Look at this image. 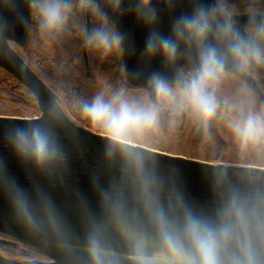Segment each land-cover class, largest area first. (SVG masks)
Instances as JSON below:
<instances>
[{
  "label": "water",
  "instance_id": "obj_1",
  "mask_svg": "<svg viewBox=\"0 0 264 264\" xmlns=\"http://www.w3.org/2000/svg\"><path fill=\"white\" fill-rule=\"evenodd\" d=\"M137 3L138 0H121L117 11L109 0H92L98 13L124 37L119 50L125 85L145 91L151 102L158 104L153 77L164 80L171 88L182 89L183 69L194 72L198 56L195 48L186 50L183 43L174 62H167L159 53L148 56L145 45L150 31L170 36L174 20L191 15L199 5H214L221 20L226 12L216 0H152L157 21L149 27L137 19ZM32 8V0H0V73L28 90L40 111L38 118L0 116L1 236L48 257L51 262L47 264H92L89 237L102 229L105 246L119 256V264H134L124 238L109 223L105 206L106 200L119 196L128 211L138 207L129 154L142 156L146 173L158 179L166 209L179 198L194 212L212 216L220 206L222 193L233 187H264V168L207 163L128 142L117 143L109 135L79 124L17 49L33 58ZM232 19L240 36L253 46L245 28L264 24L251 16ZM90 31L88 17L85 37ZM86 47L85 43V51ZM250 63L264 77V62ZM225 71L239 77L262 98L255 80L231 58ZM3 82L0 74V86ZM247 259L252 264H264V249L250 245ZM235 260L236 264H246L244 255ZM0 264L21 263L0 256Z\"/></svg>",
  "mask_w": 264,
  "mask_h": 264
},
{
  "label": "clouds",
  "instance_id": "obj_2",
  "mask_svg": "<svg viewBox=\"0 0 264 264\" xmlns=\"http://www.w3.org/2000/svg\"><path fill=\"white\" fill-rule=\"evenodd\" d=\"M92 0H80L87 8ZM170 2V0H169ZM114 10H119L121 0H109ZM32 7L39 16L42 32L64 30L72 5L65 0H32ZM137 19L146 26L157 21V11L152 0H138ZM264 32V29L261 30ZM123 35L106 24L93 29L85 37V43L104 54L119 50ZM212 41V42H209ZM186 50L195 48L198 65L181 89L179 100L176 92L164 80L153 77L154 91L158 98L176 108L190 110L198 126L207 130L216 118L222 102L216 88L231 58L240 70H246L249 62L264 61V49L251 46L240 36L232 19L225 13L219 19L215 6L199 5L191 15L177 17L170 36L150 31L145 52L148 56L159 53L167 62H174L180 45ZM82 110L93 122L107 129L110 138L117 143H127L148 130L158 129L161 119L160 104H141L130 100L124 89L105 99L97 94L91 103H83ZM243 142L264 139V117L249 113L246 118L230 125ZM109 148V152H112ZM39 154L44 155V143L39 144ZM133 165L134 193L137 209L128 211L122 198L105 201L109 223L124 238L129 259L134 264H236L235 258L244 255L246 264L250 245L264 249V187H233L222 193L220 206L214 215L196 213L184 206L180 199L166 209L161 202V187L155 176L146 173L143 157L129 154ZM92 264H119L115 251L105 246L103 230L94 231L89 237ZM156 250L157 254H154Z\"/></svg>",
  "mask_w": 264,
  "mask_h": 264
},
{
  "label": "rangeland",
  "instance_id": "obj_3",
  "mask_svg": "<svg viewBox=\"0 0 264 264\" xmlns=\"http://www.w3.org/2000/svg\"><path fill=\"white\" fill-rule=\"evenodd\" d=\"M56 51L54 45L46 40L43 41L39 47L37 54H39L41 62L48 65L54 60L55 55H58L57 57L59 58L60 55L55 54ZM94 53L99 54V52L93 50V54ZM107 73H99L94 77L93 98L97 94L102 93L105 99H110L115 92L122 89V87L116 84L113 85L108 81L111 80V78ZM0 74L3 79L4 75L2 73ZM175 87L176 88H172L176 92L178 101L181 88L178 86ZM4 89H8V85L2 84L0 86V90ZM123 89L130 100H135L141 104L152 103L147 93L143 90ZM216 90L222 102H226L223 103L216 116V131L226 146L219 162H215L217 150L215 145H208V137L205 139L204 135L202 139L199 140L196 136L199 126L196 122V117L190 110H180L176 108L175 111L179 116L182 112H185L186 117L184 121L169 119L167 126H162L160 122L158 129L148 130L142 135L129 140L128 143L207 163H223L228 165L264 168V139L243 142L236 136L230 126L237 120L246 118L249 113L264 117V108L259 105L258 100L249 89L230 75H222ZM6 95L8 97H6ZM10 98L15 100H11ZM161 102L168 113H173L174 105L172 103L159 100V103ZM37 110H39L37 104L33 101H30V103L21 102L18 93L10 91V94H2L0 91V116L36 118L40 115ZM69 115L79 122V118L75 112H71ZM79 124L97 133L109 135L107 129L92 120H88V116H85L83 123L81 122Z\"/></svg>",
  "mask_w": 264,
  "mask_h": 264
},
{
  "label": "trees",
  "instance_id": "obj_4",
  "mask_svg": "<svg viewBox=\"0 0 264 264\" xmlns=\"http://www.w3.org/2000/svg\"><path fill=\"white\" fill-rule=\"evenodd\" d=\"M70 4L73 5L71 11L77 9L76 13L73 17H69L68 24L70 25L66 24L64 30L58 33L42 32L39 25V16L36 13L35 8H32V54L39 59V54H37L39 47L43 41L46 40L50 41L57 51L73 53L59 54V58L57 57L58 55H55L54 60L48 65L45 63L41 64L40 61L39 69L35 68V71L40 79H42L57 95L64 109L70 114L71 112H75L79 118V122H77L83 123V119H85L86 115L82 110V105L85 102L91 103L95 84L94 77L99 73H107L106 67L108 62H110V71L107 74H109L111 80L115 81L117 83L116 85L122 87V89L132 88L125 85V72L124 70L122 71L117 62V54H120V50L104 54L102 51L87 45L86 51L89 54H87L88 59L85 61L82 52L85 45L87 14L91 20V31L95 28L104 26L105 24L109 28H112V26L98 13L92 2L87 8L81 7L80 0H71ZM17 49L22 54L19 48ZM93 50L102 54H92ZM113 60L115 61L114 65L112 64ZM187 69L188 68L183 69L184 79L187 77L185 73V70ZM118 81H121V83ZM2 84L8 85V89L0 90L2 94H10L11 89L14 88L16 89V92L21 95V102L30 103V101H33L36 103L32 94L13 78L9 77V79H5ZM6 97L8 96L6 95ZM37 112L40 113L39 110H37ZM165 118H167V113H165ZM88 120L91 119L88 117ZM168 121L167 118V121L164 120L163 122H160L162 126H167ZM211 125V132L208 134V145H215L217 150L215 162H219L226 146L216 131V118L211 121Z\"/></svg>",
  "mask_w": 264,
  "mask_h": 264
},
{
  "label": "flooded vegetation",
  "instance_id": "obj_5",
  "mask_svg": "<svg viewBox=\"0 0 264 264\" xmlns=\"http://www.w3.org/2000/svg\"><path fill=\"white\" fill-rule=\"evenodd\" d=\"M216 1L224 9V11L226 13L227 12L232 13V16H251V17L255 18V20L257 22H261L264 24V0H216ZM76 10L77 9H75L74 11H71L69 17H73L76 13ZM86 17L88 18V14ZM67 25H70V24H68V22H67ZM262 29H264V25L263 26H247L245 28V31H246L250 41L252 42V45L254 47H258L260 49H264V32L261 31ZM85 30H86V26H85ZM55 54H73V53H67V52L58 50L55 52ZM82 54L84 55V59L86 61L88 59L87 54H89V53L87 51L83 50ZM99 54H102V53H99ZM20 55L24 59V61L27 63V65L33 71H35V68L39 69L40 61H41V60H39L40 58L37 59L35 57V55H33V58H31V57H29V54H23V53ZM117 58H118V61H117L118 65L123 71L124 68L122 66V63L120 62L121 61V54H117ZM112 62H113L112 64L114 65L115 61L113 60ZM255 62H257V61H255ZM262 62H264V61L257 62V63H262ZM41 64H42V62H41ZM109 64H110V62H108L107 67H106L107 72L110 71ZM185 71H186L185 73L187 76V77H185V79L187 80L188 78H190V76L193 74V72L189 69H187ZM245 71L257 83L259 90L262 92V98H260L239 77H237V76H235L229 72H226V71H224V74L230 75L235 80L242 83L247 89H249L254 94V96L258 100L259 105L262 108H264V81H263L264 77L257 72V70L253 67V65L250 62H249V65ZM3 79L4 80L9 79V76L5 74L3 76ZM108 81H110V83H112L113 85L117 84L115 81H112V80H108ZM118 82L121 83V81H118ZM5 85H7V84H5ZM174 88H176V87H174ZM11 92L18 93V92H16V89H14V88L11 89ZM216 94H217L218 98L221 100L217 90H216ZM11 100H15V99L11 98ZM159 100L161 101L160 98H158V101ZM222 105H223V103H222ZM222 105H221V107H222ZM160 106H161V119H160V121H164V120L167 121V118H168V120L169 119L170 120H177V121H180V120L184 121L185 120V117H186L185 112H182L180 116L177 113L176 114H173V113L170 114L164 109L162 102L160 103ZM165 113H167V118H165ZM163 118H164V120H163ZM211 128H212L211 121L207 127V130H205L203 127L199 126L196 136L199 138V140H201L202 137L205 135V139H207L208 134L211 132ZM0 256H3L7 259H10L12 261H15V262H18L21 264H47V263L51 262V259H49L48 257L30 249L27 245L20 243L19 241L3 237L1 235H0Z\"/></svg>",
  "mask_w": 264,
  "mask_h": 264
},
{
  "label": "built area",
  "instance_id": "obj_6",
  "mask_svg": "<svg viewBox=\"0 0 264 264\" xmlns=\"http://www.w3.org/2000/svg\"><path fill=\"white\" fill-rule=\"evenodd\" d=\"M36 118H38V117H36Z\"/></svg>",
  "mask_w": 264,
  "mask_h": 264
}]
</instances>
